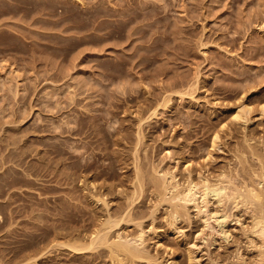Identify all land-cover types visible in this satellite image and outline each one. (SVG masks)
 Returning <instances> with one entry per match:
<instances>
[{
	"label": "rangeland",
	"instance_id": "1",
	"mask_svg": "<svg viewBox=\"0 0 264 264\" xmlns=\"http://www.w3.org/2000/svg\"><path fill=\"white\" fill-rule=\"evenodd\" d=\"M129 1H133L134 3L133 2L131 3L135 4L134 6H136V8L138 7L137 8L138 10L141 9L143 6H144L143 8H145L146 6L149 7L148 4H151V3L152 4L155 3L156 4V5L154 4L155 7L158 5V8H153L155 9V11H154V14H151V16L143 15L144 13L141 10L142 15L138 16L136 20H134L133 24L131 23L132 25L130 24L128 26L129 28H133V26L136 27L138 24L137 27H142L148 23L156 25L154 28L149 29V31L145 30L147 32L142 31L144 32L143 36L140 35L141 36L140 38L142 39L145 38L141 40L142 44L144 43L143 44L144 46H146L145 44L149 46V48L146 47L145 50L148 51L147 49H150L149 51L154 52V55L156 56L155 58L154 56H152L153 58L150 57L149 55L152 52L148 51L150 54L148 53L147 56L149 57L151 62H150V65L147 67V69L142 73L138 72L139 69L138 70L136 69L135 71H133L134 72L133 73L130 70L131 69L130 65H128V68H127L125 67L126 65L122 66L120 64L121 63L120 57L124 55V52L125 54L126 52L129 53V49H127L126 48L127 46L125 45L126 44L125 37H123L124 36L123 34H122V37H119L118 35L116 36L118 40H116L117 38L115 36H113L114 40L110 38L108 40L109 42L104 41L105 39H102V38H108L107 35H110L111 33H115L117 29V25L121 21H125L126 18L124 17L119 18V16L117 17L116 16H111V17L106 16L105 14L103 15V13L102 14H100L99 12L96 13L97 12L96 10H100L101 9L100 6L102 5L105 7H108L107 10L105 11H109L110 8H111L110 11H112L113 8L116 10H119V9L127 10L128 8L127 6H124V7L117 6L120 0H82V1L81 0H0V109H1L0 117L3 116L2 114L4 112L9 114L17 110L18 111L17 113L20 115H19V118H15V119H17V121H20V120L24 121V118H27L25 116L28 113L27 116L30 119L27 118L28 120L25 119V121H27L28 123L30 122V124H27L26 125L27 127L24 126L23 128L21 126L23 124V121H22V124L19 122H17L18 124H16L14 123L16 122V120L13 118L14 122H12V116L9 115L8 117L6 113H5L6 115L4 114L6 119L5 120L3 118L1 119H3V122H5L6 125H8L6 126V131L8 129L7 134L9 130H12V129L13 131L14 130L18 131V132L16 131L17 135L22 134V136L18 135L16 137L15 136L16 134L14 135L15 132H13L15 140L22 139L21 142H19L17 145L22 144L23 146L25 145L24 147L25 149H27L28 147L29 150L35 151L33 153L31 152V154L30 152L29 153L27 152L28 153L27 156H24L19 159H15L16 157H12V158L10 157L12 159V162L10 158H7L6 159L7 166L5 165L6 169H3L2 167V162L4 161L1 160V157H2L1 156L0 157V161H1L0 167L2 168H0V175H2L6 171L7 172L16 171L20 173L21 177H26L27 174H30V173L32 174L33 172V176H35L36 178H33L32 176V180L34 181L36 180L37 182V183L35 182V185L33 186L34 188L31 187V185H25L22 183L21 184L20 183H10L9 185L6 184V190H8L6 191V194H8V192L14 193V196L12 198L15 201L13 200L8 201V198H9L8 195H6L7 197L5 196L6 200H5V197L3 198V196H0V211H1L0 212V219H1L0 220L1 221L0 222V259H1L0 264L2 263L3 264H17V263L26 264L30 260V258H31L30 263L37 261L39 264H73V262L76 263V261L72 260L71 258L73 255H75V253L72 252L73 255H71L72 254L71 251L65 250L67 248L65 247L61 248V247L55 246L58 243L57 241H64V239L67 241V239L64 237L57 236L59 238L58 239L54 236L59 235L61 233L55 234L52 232L54 226H56V228L59 227V229L57 228L58 230H61L62 228L66 230L68 229L69 230H76V229L80 230L84 228L86 230H90L87 228H89V225H91V222L94 221L91 219V217L94 218V215H95L92 212L94 211L97 212L96 210H98L97 208L95 209L94 206H93L94 208L91 209L92 205L86 204L87 201L82 199L83 195H82V189L80 188V184H75L76 186H73L72 184L68 185V182L65 183L64 182L65 179L63 181L62 179L63 176L60 175L63 173L67 174V173L72 172L69 166L71 163L69 153H72L70 152L72 150L76 152V148H77L76 146L80 148V144L83 142L82 141L83 137L82 138L80 136L76 137L77 139L76 140L74 139L73 136H70L69 133L67 132V130L71 128V125H68V124L72 120H74V116L76 118L80 116L78 118L80 121L78 120V122L81 125V129L82 130L85 129V132L88 131L92 133V129L95 126V124L101 125L100 128L103 132V133H100L101 132L100 131L99 132L100 134L98 133L99 138L97 136L94 137L95 139L92 138L93 146L91 145L92 148L89 149V152L85 153L84 150H82L83 151L82 152L78 149V152L76 154V156L78 157L76 158V161L85 162L86 161L85 159H88V158L91 159L92 161L95 160L96 164L94 165L95 167L93 166V169H92V171L93 170L94 171L89 173L90 175L91 174L93 175L99 172L101 173V170L108 169L110 165L114 164L112 171H109L110 173L112 172L115 173L114 178H109L111 180H107L108 179L106 178L107 176L103 175L102 177H99V179H97V181L95 182H98L99 184V182L101 181L99 184L101 185L104 179V181H106L107 184H121L118 182L122 180L124 183L123 185L124 187L125 185L130 184L127 181V178H130L131 175L134 173L133 172L134 170L132 171V169H130L132 168L131 156L133 153L132 151L134 147L133 144L137 140L136 139L137 132L133 133L132 131L137 130L136 128L137 126L135 125L136 124L138 125L137 123L138 120L135 119V117H134V120H130V118H133V116H135L137 113V110L133 109V107L136 106V104L134 103H136L137 101V99L135 101L134 98H139L141 102L142 100L141 98L145 97L143 95H146L145 93L147 91L143 87L145 86V84L143 85V83L148 84L150 81H154V79L157 80L156 78H154L153 80H152L153 77L151 78L155 70L159 71V73L161 71L160 73L161 75H159L160 77L158 76L159 81L157 80L156 82L155 81L152 82L153 85L150 84L151 82L148 84V86L150 85L151 87L149 88L153 90V93H151L152 91L148 90V87L146 86L147 90L150 91L149 92L150 94H153L152 97H155L157 94L161 95L160 93H162V91H160V89L162 87L171 85L170 87L171 89L169 92L173 91L171 93H173L174 95H172L171 97L173 99L175 106L171 104V106L173 107L169 111L164 110L163 108L159 107L158 108L159 111L157 109L156 114L153 115L152 117V114H153L152 112L154 111V110L152 111V109L154 107L152 108L150 106L151 104H148V103L145 104L147 106L144 105L145 107H143L142 106L143 103L141 104L139 101H137L138 106L140 107L142 106L141 107L142 109L140 108V110H138V113L141 112V114L140 115L137 114V117L139 116L145 117L146 119H148L149 117H152V118H149L150 120L148 119L147 121L145 122L143 121L142 123L143 129H145L143 132L145 136L144 142H143L144 146H141V145L138 146L139 149L140 148L142 149V150L140 149V151H143L144 153L146 151L145 156L150 161L145 160L147 161L145 162L147 165L145 163L144 164L146 165L148 170H151V171H152V167L156 165V167H160L161 170L165 167L163 170L171 169L172 171H175V173L177 174L181 173L184 167L183 168L181 166L176 167L174 161L172 160L174 156L171 154V152L172 153L175 152V154L181 153L180 150L187 152V153L185 152L184 155L188 156V159L190 158L189 163L192 162L193 164L192 163L191 164L195 165L193 166L194 168L195 167L197 168L198 166L196 165H200L199 163L206 162V160L208 159L209 151H212V150L210 149L211 146L208 145L209 140L206 139L208 138L206 137L207 135H204V133L207 132L206 130L208 129L205 120L209 118L207 116L208 114L204 111V109H207L209 106H211L209 108L215 111L217 109H221L222 105L224 106V104L225 106L226 104L228 105V102L230 103V105H233L231 104V101L234 100V103H236L237 100L240 99V97H238L239 98L238 99L237 96H239L238 94L242 93L241 89H243L244 86L248 84L252 85L251 88L253 86L254 87L256 86L257 90H260V91L262 90L263 93H261V95L263 94L262 96L264 100V81H263L264 80V49H263L264 48L263 46L264 45V32L261 33V30L264 31V28L262 29V27H264V0H129ZM158 1L160 2L158 3ZM96 6H99L100 9H98ZM105 7L103 9H106ZM151 7H153V5L150 6L149 8ZM163 27L166 29H163ZM174 27L176 28L179 27L180 29H176ZM182 27H184L185 29H183ZM204 27L207 28L205 31L203 30ZM126 32H127V29L126 31L123 30L124 34ZM144 35H146V37ZM161 35L163 39L161 38ZM101 39L103 40V42ZM156 40L157 41L160 40V42H157ZM114 41L117 43H115ZM152 41L155 42L156 45ZM199 41L204 42L205 43L204 46H206L207 48L201 47L202 43H198ZM174 42H176V44ZM122 44L126 48L125 50H128V51L122 50L123 48L121 47ZM151 44L153 45L152 50L150 46ZM105 45H107L108 47ZM112 45L118 46L116 47L117 49L114 46L115 50L114 49L112 50L111 48L113 47ZM217 45L220 46L221 48L218 47ZM260 45H262L261 49H259V47H261ZM127 69H129L130 71ZM104 73L109 74L110 78L105 79V77L103 76L105 75ZM137 73H139L140 75L139 74L137 75ZM144 73L145 75L147 74L149 77L145 76L144 80L139 79L141 75ZM135 75L137 77L134 78L133 76ZM174 77H176L178 80L177 81L176 79L174 80ZM123 78L125 79L127 78V81L125 79L120 80ZM136 78H138V80L140 81H138ZM196 79L198 80V83L199 82L200 83L198 84L199 91L197 89L195 90L196 94L194 92V89L192 88L193 93L195 94L194 95L195 98L193 95H192L193 98L192 97L190 98V96L187 97V95H184V97L181 98L182 96L181 97L179 96L181 94H178V95L176 94L178 90H180L181 92L184 91V94L187 90V93H189L188 91L189 90L191 91L192 89L188 90L185 87L188 88L189 87L188 85L192 83L193 80H194L193 82H197ZM241 80L243 83L245 82L244 83L245 85L242 84ZM122 81L126 83L120 87V85L123 83ZM142 81H145V82L141 84L140 82ZM246 81H249L250 83L247 82L246 84ZM127 82L131 83L133 87L137 86L139 88H133ZM240 82L242 85L240 84ZM252 82L253 83L255 82V83L252 84ZM110 83L113 85H111ZM133 83H136V85ZM91 84H94V85H91ZM138 84H141V85L139 86ZM172 84L176 86L172 88ZM191 85H193V83L190 84V87ZM203 85L205 86V89L208 88L210 92L202 90L203 88L201 87H204ZM124 87L126 88L125 90H127L128 92L124 91V94L126 95L121 97L123 94H118V93L123 92ZM130 87L132 88L130 89ZM224 87L228 90L230 89L232 91V94H231V91L230 93L229 91H225L226 89ZM249 87L250 86H246L245 89ZM118 88L120 90L122 89L123 90L120 91ZM215 88L216 89L218 88L219 90H216ZM154 89L156 90L154 91ZM118 90L119 92H117ZM106 91H109L110 93ZM131 91H133L134 93H132ZM180 91L178 93H180ZM14 92L16 94H13ZM69 92H71L72 94H74L75 92L77 96L81 95V96L76 97V100L80 104L81 102H83L82 106L78 104L80 106L77 107L76 104L72 106L71 104H69V103H72L69 101V98L71 95V93ZM129 92H131V94ZM202 92L203 93L207 92V93L203 94ZM226 92L228 93V95ZM99 94H101V96ZM110 94H112V96ZM127 94H130L128 96L132 100L134 99V101L132 102L133 105H131V107L133 109L132 111H134L135 114L132 115V117H130L131 115H128L127 117L126 115L123 114V110L126 109L124 108L126 104L124 103V107H122L123 103L121 102H123V100L121 99H124V97H126ZM222 94H224V96ZM82 95L84 97H82ZM96 95H99L98 97H100L101 99L98 98ZM107 95H110L113 98L111 97L107 98ZM52 96H54V98ZM202 96L204 98H200ZM214 96H215V99L217 98L218 104L219 103L221 104V107H218L220 104L216 107L212 106L210 103H209L210 105H208L207 101L212 102V99L214 98ZM228 96H230L229 100H231L232 98H236V101L235 99H232L231 101L225 102L224 101L226 99L225 97H228ZM206 97H207L206 99L207 101H205ZM208 97H209V100H208ZM223 97H224V100H223ZM58 98L61 100H59ZM16 99H18V101H16ZM103 99H105L106 101L105 100L103 101ZM109 99H112V100L108 101ZM202 99H204V101ZM96 100H100V101H96ZM220 100L223 102V104ZM226 100H228V98ZM97 102L98 103L100 102V103L96 104ZM109 102H111L110 103L111 105H109ZM196 102H199V104L201 103L200 106L202 105H205V106L201 108L199 107L194 108V104ZM213 102L214 104L217 103L214 101V99H213ZM55 104L56 106H53ZM54 107L55 108L59 107L58 109L60 110L55 109ZM81 107L83 108L81 109ZM94 109L95 110L98 109L99 112L94 111ZM91 110L93 111V113ZM48 111H51V112H48ZM85 112L86 113L89 112L91 113V115L90 114L88 115V113L86 114ZM232 112L233 111H230L229 113L228 111L230 115L232 114ZM106 113L108 114L109 117L107 116ZM148 113L150 114V116ZM186 114H189V115L187 116ZM229 114L226 115L225 120L227 118V121H225L224 123H227V124L230 123L229 126L231 125L232 128L233 127L235 128V125L231 124V119H230L231 117L229 119L227 117V116H230ZM104 115H106L105 118H104ZM113 115L115 116L113 117ZM253 115L252 117H254V119L256 120L253 119L254 124L250 123L249 130L253 128L251 129V131L254 133L257 132L255 133L257 138H259L260 136L264 137V132L263 134L261 132V130L264 131V120L259 119V117L258 119L256 118L258 116L257 112L254 113ZM30 116L31 117L33 116V117L31 118ZM70 116H73V118ZM101 116H103V118ZM125 116H126V119L124 118ZM199 116H201V118H199ZM96 117H98L97 120H96ZM121 117H123V119ZM82 118H86V119L83 120ZM8 120L9 122L11 121L12 123L11 122L9 123ZM113 121L117 123H114ZM124 121L126 123H124ZM60 124L61 126H59ZM90 124H92L93 127L90 126ZM191 124H193L194 128L192 127ZM63 125L65 127H63ZM72 125H73V122H72ZM16 126L20 128L18 127L16 129L13 128ZM126 126H129V127H126ZM119 127H121L120 130H119ZM21 128H22V131H20ZM125 128H126V131H124ZM37 129H39L38 131L39 132L41 131L43 135L41 132H40L41 134H38V133L32 134L33 130H37ZM105 129L110 131L109 135L113 134L114 136L116 135H118L119 137L121 136L120 138L122 137L128 138L130 140V144L132 143V145H129V143L127 144L124 142V146L126 144V147H121L123 145L122 144L123 142H122L121 143L122 145H120L118 148L117 146L116 147L111 146L112 148L104 149L102 145L101 147H99L100 146L99 140H102L101 138H103L104 133H108V131H106ZM117 129L118 131H115ZM27 130H30L29 134L27 133ZM42 130L43 131L46 130L45 132L49 134L43 132ZM51 130L53 131V133ZM66 132L68 134H66ZM115 132H118V134ZM190 132L192 133L190 134ZM125 133H127L128 135ZM0 134H1L0 136H2V133ZM188 135H190L189 139L187 137ZM33 136L35 137L34 139L31 138ZM203 136H205L206 138ZM117 137H115V139ZM79 138L81 139V141ZM29 139H32L31 142H29ZM203 139L206 140L208 143L205 144L206 141H204ZM237 140L240 141L239 137L236 140H233V142L230 141L231 142L230 144L233 146V143H235V141ZM18 141L19 140H17V142ZM89 141H91V139H89ZM186 141L190 142L191 146H189L190 143H187ZM22 142H25V143H22ZM6 143H2L1 145H3L4 147ZM60 143H62L63 150L66 152H63L64 154L58 156L52 153L51 146L61 145ZM34 144L38 146L34 147ZM72 146L74 148H72ZM192 147L193 148L195 147L194 150H197V152L191 153L193 151L191 150L190 152L188 148L191 149ZM6 148L9 149L10 147L9 148L6 147ZM12 148L13 147H11V149ZM113 148L116 150L118 149V152L123 150V153L121 152L120 153L121 154L125 153L126 155L124 156L128 157L127 162H126V164L128 163L127 165L126 164L122 165L116 162L115 160L116 155H114L115 154L114 151L116 150L113 151ZM122 148H125V152H124V149ZM28 149L26 151H29ZM226 149L223 148V149H217L216 152H214L215 150L213 151V154H211L212 162H215L213 161L214 157H215V160H217V163L215 162L213 163V165L215 164L221 165L222 163L224 164L225 162L227 163V165L230 162L232 165L235 164L234 162H236V160L234 159V154H232L231 147L228 150ZM1 150L2 149L0 148V151ZM13 150H17V149L13 148ZM18 151L20 150H17L16 152L13 151V153L17 154ZM168 151H170V153H168ZM3 152L4 151H2V153L0 152V155H2ZM80 152H82L83 154ZM7 153H9V150H6V153H5L6 157L8 156ZM34 153H36V157ZM187 154H193V155L191 156ZM82 157H85L84 160ZM169 157L171 158L169 159ZM200 160L202 161L205 160V161L202 162ZM53 161L54 163L57 161L58 162L55 164L54 163L52 164L51 162ZM60 162L61 163L63 162V164L61 165ZM43 163L44 164L46 163V164L42 169L40 168V165ZM49 164L51 165V167L49 166ZM48 167H50L51 169ZM96 168H98V170ZM26 171H30V173L26 174L25 173ZM37 171H38V174H36ZM54 175H57V176H54ZM126 181L127 183H125ZM38 182H40L41 184H39ZM1 183L2 181L0 179V184ZM123 187H121L120 189L121 190L124 189ZM20 188H22V190ZM74 189L76 190V192L78 190V192L75 193ZM125 190H128V186L127 188H125ZM146 195L147 194L145 193L144 197ZM75 196L79 200L78 199L74 200L73 198ZM144 197L142 196L141 199H139L138 204H140L141 202L143 203V201H144V204L146 203V200H144L145 199ZM4 201H6L7 204L10 202L11 205L7 206L6 204L5 206ZM148 202L149 201L147 200V205L150 204V206H152V203H148ZM74 204L80 207V209L78 210H80L83 214L81 212H78V210H73ZM141 205L143 204H140V207ZM148 206L145 208L143 205V207L145 208L144 211L149 210ZM137 210H139V208H137L136 211ZM72 211H74L73 216H71L70 214ZM29 213H30V216H29ZM84 213L87 214L85 218L83 216ZM39 215L40 216L42 215V216L40 217ZM72 217H75V218H72ZM39 219L41 220L39 221ZM87 219L88 221H86ZM36 224H39V225H36ZM92 228L93 226H91V231H92ZM46 230L49 234L45 232ZM34 237L37 239L35 240ZM55 238L58 240L56 242L55 241L51 242ZM175 238L176 237H173V236L161 238V244L162 243L164 244L165 242L164 244L165 246L161 248L160 244L158 245V241L160 239H157V236L155 235L152 236V234L149 236L148 238L149 243L147 241L145 247L148 248L147 251L149 250V253L151 252L150 256H152L153 258L158 257L157 258L158 263L153 262L151 264H170V261H169L170 256H166V255L167 254L171 255L172 253L171 249L173 248L176 250L177 248V250H180L181 248H184L183 246H181V244H179L176 241ZM46 241L49 242V244L51 243L50 245L54 244L53 246H55V248L51 246L45 247V246H48V243ZM42 245H44L45 247V251H44V253L46 252L45 256L40 255V253L42 254L43 252V250L41 251V249H43ZM50 247L52 249H50ZM37 250L40 253L37 252ZM179 252L180 253L184 252V249L182 250V252L181 251ZM37 253L39 254L40 257H37L38 256ZM47 254L49 255V257H47L48 256ZM86 254L88 255V253ZM76 255L78 254L76 253ZM34 256L37 257V260H35L36 258ZM32 257L35 259L32 260L33 259ZM88 258L90 257L88 256ZM82 260L85 261L86 258L85 259L82 258ZM100 260H103V261L101 262L97 260V262H95L94 264H101V263L110 264L111 263L109 262L110 259L107 256H105V258L103 257V259H100ZM13 261H15V263ZM83 261L82 263L86 262V261L85 262ZM140 263L146 264V262L144 261H141ZM31 264H34V263H31Z\"/></svg>",
	"mask_w": 264,
	"mask_h": 264
},
{
	"label": "bare ground",
	"instance_id": "2",
	"mask_svg": "<svg viewBox=\"0 0 264 264\" xmlns=\"http://www.w3.org/2000/svg\"><path fill=\"white\" fill-rule=\"evenodd\" d=\"M131 2H133V1L120 0V2H118L119 4L117 6H120V7L127 6L128 7L127 10H121V9L116 10V9L113 8L112 11H110V9H111L110 7H109L110 8L109 11H105V10H107L108 7H105L103 5L100 6L97 3L101 7V9H100L99 6H96L98 9H100V10H96L97 11L96 13H98V12L100 14L103 13V15L105 14L106 16H110V17L111 16H116V17L119 16V18L120 17L121 18L122 17L126 18L125 21H121L120 23L118 22L119 24L117 25V29H119V30L116 29V32L114 31L116 34L115 33H111L110 35H107L108 38H102V39H105L104 41H108L110 38H112V40H114L113 39V36L116 37L118 35L119 37H122V34H123L124 35L123 37H125V43H126L125 45L127 46L126 48L129 49V53L126 52V54H125V52H124V55L122 54L123 56L120 57V59H121V63L120 64L122 66H125L126 65L125 67H127V68H128V65H130L131 66L130 67L131 68L130 70L132 72L135 71L136 69L137 70L139 69L138 72H141L142 73L150 65V62L151 61H150L149 57L147 56V54L149 52H152V51H149L150 49H147L149 52L145 50L146 47L149 48V46H147V44H145L146 46H144L143 45L144 43L142 44L141 40H143L145 38L142 39L140 37L143 36V33L144 32H142V31H145V30H148L149 31V29L154 28L156 25L155 24H149L148 23L146 25L143 24L144 26H142V27H137L138 24H137L136 27L133 26V28H129L128 26L131 23L133 24L134 20H136V18L138 16L142 15V13H141L142 11L144 13L143 15H146V16L147 15H150L151 16V14H154L155 9H153V8H158V5L155 7L154 6L155 3L152 4L151 2H149V3H151L153 5V7L149 8L152 5L151 4H148L149 7H147V6L145 8H143L144 6L142 8L140 7L141 9H139L140 10L139 11L137 9L138 7L136 8V6H134L135 5V4H133L134 2L133 3H131ZM159 2L160 1H158V3ZM107 5H108V3H107ZM104 7L106 9H103ZM139 25H141V24H139ZM157 26H159V25H157ZM174 26H176V25H174ZM174 28H176V27H174ZM182 28L185 29L184 27H182ZM204 28H203V30L205 31L207 28H205V29ZM263 28L264 27H262V29ZM126 29H127V32L124 34L123 33V30L126 31ZM163 29H166V28L163 27ZM176 29H180V28L177 27ZM207 31H209V30H207ZM145 32H147V31H145ZM262 32H264V31L261 30V33ZM169 33H171V32H169ZM173 33H175V32H173ZM162 35H161V38L163 39ZM144 36L146 37V35H144ZM112 40H110V41H112ZM116 40H118V38ZM174 41H176V40H174ZM102 42H103V40H102ZM157 42H160V40L157 41ZM110 43H112V42H110ZM115 43H117V42H115ZM153 43L155 44V42H153ZM174 43L176 44V42H174ZM198 43H202V46L201 47L207 48L206 46H204V44H205L204 42H200L199 41ZM123 44L121 46V47H123L122 50L123 51H128V50H125L126 48L123 46ZM107 45H105V46H107ZM262 45H260L261 47H259V49L262 48ZM112 46H113V47H111L112 50L113 49L115 50V48L118 47L116 45H112ZM114 46H115V48H114ZM150 46H151V50H152V46L153 45L151 44ZM102 47H104V46H102ZM107 47H105V48H107ZM218 47H220V46H218ZM123 51H121V52H123ZM112 56H114V55H112ZM149 56L150 57L154 56V58L156 57L154 55V52H152ZM163 64H165V63H163ZM162 67H164V66H162ZM127 70H129V69H127ZM172 70H174V69H172ZM160 73H161V71H160ZM160 73H159V71L155 70V72L151 76V78L153 77L152 80L154 78H156L159 81V77H160L159 75H161ZM138 74L139 73H137V75ZM163 74H165V73H163ZM103 76L105 77V79L110 78L109 74H105ZM145 76H148V75L147 74L145 75V73H144V74L141 75V77L139 76L140 77L139 79L144 80ZM133 77L135 78L137 76L135 75ZM127 78L126 79L123 78V79H120V80H124L125 79L127 81ZM136 79L138 80V78H136ZM175 79H176V81L178 80L176 77H174V80ZM184 79H186V78H184ZM157 80L154 79L155 82ZM198 80H197V82H193L194 81L193 80L192 81L193 85H191V87H190V84H192V83H190V84L188 83L189 84L188 86L190 88L189 87L188 88L185 87V88L188 89V90L193 88L194 89V92L196 94V91L195 90L196 89L197 90L199 89L198 88V84L200 83V82L198 83ZM232 80H233V78H232ZM258 80H257V82H258ZM138 81H140V80H138ZM154 81H150L151 83L150 82L149 83L152 84V82H154ZM90 82H91V80H90ZM122 82H123L122 84L120 83L121 84L120 87L123 86V84L126 83V82L124 83V81H122ZM130 82H132V81H130ZM143 82H145V81H142L140 83L142 84ZM241 82H242V80H241ZM241 82H240V84H241ZM247 82L250 83L249 81H246V84H247ZM195 83H197V84H195ZM244 83L242 82V84H244ZM254 83L252 82V84H254ZM128 84H130V86H132L131 83H128ZM133 84L136 85V83H133ZM141 84H138V85L140 86ZM144 84H145V86H143ZM146 84L147 83H143L142 86L147 91V92L145 91L146 92L145 94L147 96L146 95H143L145 97H142L141 98L142 99L141 102H140L139 98H134V99H135V101L137 99V101H139L141 104L143 103V105H142L143 107L147 106V105H145L147 103L148 104H151L150 106L152 108L154 107L152 109V111L154 110L153 112L149 109L153 113L152 114V117H153V115L156 114L157 109L159 107L163 108L164 110H168L169 111L173 106H175L174 105V102H173V99L171 97L172 95H174L173 93H171L173 91L169 92L170 89H171L170 88L171 85L164 86V87L160 86V87H162L160 89V91H162V93H160L161 95H158L157 94L155 97H152L153 94H150L149 92L152 91L151 93H153V90L150 89L151 88L150 85L148 86V84L147 85ZM91 85H94V84H91ZM111 85H113V84H111ZM146 86L148 87V90H150V91L147 90ZM174 86H176V85L172 84V88ZM237 86H238V84H237ZM246 86H250V87L245 89ZM251 86L252 85H250V84L245 85L244 88H243L244 90L241 89V87H240V89L242 90V93L238 94L239 96H237V98L240 97V99L238 98L239 100H237L236 103H234V100L231 101L232 99H235V101H236V98H232L231 100H229V97L230 96H228V97H225L226 99L228 98V100H226V99L224 100V97H223V100L225 102L226 101L227 102L228 101H231V104H233V105H230V103L228 102V105L226 104V106H225V104H224V106L222 105V107H221V104L220 103H219L220 105L218 104V102H217L218 100H217V98L215 99V96L213 98L214 101L217 102L215 104L213 102V99H212V102H210V101H207L206 100L207 97L205 98V101H207L208 105L211 104L212 106H215V107L219 105L218 107H221V109H217L215 111L209 108L211 106L208 107L209 109L208 108L207 109H204L205 107L203 108L204 111L208 114L207 116L209 117V118L207 117L208 119L205 120V122L207 124V127H208V129L206 130L207 132H205V131H204L205 133L203 132L204 135H207L206 137H208V138H206L205 136H203V137H205L207 140H209L208 141L209 142L208 145L211 146L210 149L212 151H209L210 149L208 150L209 151V155H208V159H207L208 161L206 160V162H204L205 160L204 161L200 160V161H202L204 163H199L200 165H196V166H198L197 168L196 167L195 168L193 167L195 165H192L193 164L192 162H191L192 164L189 163L190 162V160H189L190 158L188 159V156H185L184 155V153L186 151L184 152V151H181L180 150L181 153H176V154H175V152L174 153L171 152V154L174 156L172 158V160L174 161L175 166L176 167L181 166L182 168L184 167L183 170H182V172L179 173L180 175L177 174V173H175V171H172L171 169L163 170L165 167L161 170L160 167H156V165H155V166H153L154 168L152 167V171L151 170H148V168L146 167L147 164L145 162H147V161H145V160H148L147 157L145 156L146 155L145 154L146 151L144 150L145 153L143 151H140L141 148L139 149L138 146L139 145L144 146L143 145V142H144V137L145 136H144V133L143 132H144L145 129H143L142 123H143V121L145 122L149 118H152V117H149L148 119H146L145 117H140V116L137 117V114L138 115L141 114V112L138 113V110H140V108L142 106L141 107L138 106L137 101H136V103H134V104H136V106L133 107V109H136L137 110V113H136L135 116H133V118H130V117H132V115L135 114V112L132 111L133 109L131 107V105H133L132 102L134 101V99L132 100L128 96V95L131 94V92L132 93H134V92L133 91L129 92L130 94H127V96L124 97V99H121V100H123V102H121V103H123L122 107H124V103L126 104L125 107H124L126 109L123 110V114L126 115L127 117H128V115H131L129 117L130 120H134V117H135V119L138 120V122L136 120V122L138 123V125L135 123L136 124L135 126H137L136 127L137 130L132 131L133 133L137 132L136 133V135H137V138L136 139L137 140H136L135 143L133 142L134 143L133 144L134 147H133V150H132L133 153H132V156H131L132 168H130V169H132V171L134 170L133 171L134 173L131 175V177L129 176L130 178H127L126 177L127 178V181L131 184V185L129 184L130 187H129V185H125L123 187L124 183H123L122 180H120L118 182V183H121V184H107L106 181H104L103 178L102 179H103V182L104 183L102 182L101 185H99L101 181L99 182V184H98V182H95V181H97V179H99V177H102L103 175L104 176H107L106 177V178H108L107 180H111L109 178H114L115 173L114 172H112V173L109 172V171H112V169L114 167L113 166L114 164L113 165H110L108 167V169L101 170V173L99 172V173H96V174H93V175L91 174L92 175L91 176L89 173H91V172L94 171V170L92 171V169H93V166L96 164L95 163V160L93 159L94 161H92L91 159L88 158V159H85L86 160L85 162L76 161V158L78 157V156H76V154L78 152V149L80 151L84 150L85 153L86 152H89V149H91L92 146H93L92 145V138H94L96 136L98 137L99 136L98 133L100 131H101L100 133H103V132H102V130L100 128L101 125H98V124H95L94 127H93L92 124H90V126L93 127L92 133L91 132H88V131L85 132V129L82 130L81 129V125L78 122V120H79L78 118L80 116L79 117L77 116L78 118H76L73 115L74 116V120H72L70 123L68 122L69 123L68 125H71V128H69L67 130V132L69 133L70 136H73L74 139H76V137H79V136L81 138L83 137V139H82L83 142L80 144V148H78V146H76L77 147L76 148V152L74 150H72V151H70L72 153H69V156H70V159H71V163H70L69 166H70V169H71L72 172L71 173H67V174L63 173V174H60V175L63 176L62 177L63 181L65 179V181H64L65 183L68 182V185L69 184H72L73 186H76L75 184H80V188L82 189V195H83L82 196V199L87 201L86 204L92 205V208L91 209H93L95 207V209L97 208L98 210H96L97 212L94 211L95 213L92 212L95 215H94V218L91 217V219L94 220V221H92L91 222V225H89V228H87V229H90V230H86L85 228H84L85 230L84 229H80V230H77V229L76 230H69L68 229V230H66V229H64L62 227H61L62 228L61 230H58L59 227H57L58 228L57 229L56 226H54L52 232L55 233V234L61 233L59 235H55L54 237H56V238H58V237H64V238L67 239V241L64 238L63 239L66 242H64V241H57L59 238L58 239L55 238L51 242H53V241L56 242L57 241L58 243L55 245L56 247L57 246L58 247H61V248H64L65 247V248H67L65 250H67V251L69 250V251H71V253L72 252L75 253V255H73V253L71 254L69 252L71 255H73L72 257L70 256L72 258V260L76 261V263L73 262V261H71V262H73V264H77V263L78 264H94L95 262H97V260H99V261L102 262L103 260H100V259H103V257L105 258V256H107L110 259V261H109V262H111L110 264H141L140 263L141 261L146 262V264H151L153 262H157L158 261L157 260L158 257L157 258H153L152 256H150V253L151 252L149 253V250L147 251L148 248L145 247L146 246V242L148 241V238H149V236L151 234H152V236L153 235L157 236V239H160L158 241V245L160 244V247L161 248L163 246H165L164 245L165 242H164V244L163 243L161 244V238H163V237L166 238V237H169V236L176 237L175 238L176 241L179 244H181V246L184 247V248H181L182 250L184 249V252H182L181 249L180 250H177V248H176V250H175V249H173L171 247L173 249V250L171 249V252H172L171 255L170 254H167L166 255V256H170L169 257L170 264H264V137L260 136L259 138H257V136L255 134L257 132H255V133L252 132L251 129H253V128H251L249 130L250 123H253V121L256 120V119H254V117H252V115L254 113H256V112L258 113V116L256 117L257 119L259 117V119H263L264 120V100H263V96H262L263 94L261 95V93H263V91L262 90L261 91L260 90H257L256 86L255 87L253 86L252 88H251ZM112 87H114V86H112ZM126 87H127V85H126ZM132 87H130V89ZM231 87H232V85H231ZM69 88H71V87H69ZM80 88H82V87H80ZM133 88H139V87L136 86V87H133ZM201 88H203L202 90L209 91L208 88L205 89V86L204 87H201ZM125 89L126 88L124 87V90L122 89L123 92H121V93L119 92L120 89L117 91V92H119L118 94H123L121 97H123V96L126 95V94H124V91H127ZM130 89H128V90H130ZM193 89L191 90L192 92L189 90L188 91L189 93H187V90H186L185 94H184V91L181 92L180 90H178V92L180 91V93L177 92L176 94L177 95L178 94H181V95H179L180 97L182 96L181 98H183L184 95H187V97L190 96V98L191 97L193 98V96L195 95L193 93ZM98 90H100V89H98ZM122 90H120V91H122ZM155 90L156 89H154V91ZM216 90H219V89L217 88ZM223 91H224V89H223ZM223 91H221V92H223ZM225 91H229V93H230L231 90L230 89L229 90L226 89ZM106 92H109V91H106ZM16 93H17V91H16ZM16 93L14 92L13 94H16ZM69 93H71V92H69ZM204 93H207V92H204ZM226 93H224V94H226ZM101 94H99V95L101 96ZM224 94H222V95L224 96ZM231 94H232V91H231ZM99 95H96V96L98 97ZM110 95L112 96V94H110ZM110 95H107V98H110L111 97ZM227 95H228V93H227ZM78 96H81V95H78ZM78 96H77V94L75 92H74V94L71 93L70 98H69V101L72 102V103H69V102L68 103L71 104V106L74 105V104H76L77 107H79L80 105L82 106V103L83 102H81V104H80L76 100V97H78ZM52 97L54 98V96H52ZM82 97H84V96L82 95ZM97 97H95V98H97ZM105 97H106V95H105ZM210 97H212V96H210ZM98 98H100V97H98ZM107 98H105V99H107ZM111 98H113V97H111ZM194 98H195V96H194ZM200 98H204V97L202 96ZM66 99H68V98H66ZM105 99H103V101ZM59 100H61V99H59ZM110 100H112V99H109L108 101H110ZM198 100H199V98H198ZM202 100L204 101V99H202ZM208 100H209V97H208ZM16 101H18V99H16ZM96 101H100V100H96ZM25 102H23V103H25ZM99 103L97 102L96 104H99ZM110 103L111 102H109V105H111ZM78 104H80V105H78ZM171 104L173 106H171ZM200 104H199V102H196L194 104V108L195 107L196 108L197 107L201 108V107L205 106V105L200 106ZM222 104H223V102H222ZM53 106H56V104L53 105ZM4 108H6V107H4ZM31 108H33V107H31ZM58 108H55V109H58ZM82 108L83 107H81V109ZM199 108H198V110H199ZM146 109H144V110H146ZM58 110H60V109H58ZM85 111H87V110H85ZM94 111H98V109L97 110L94 109ZM150 111H148V112H150ZM158 111H159V109H158ZM228 111H229V113H230V111H233V112L230 115L228 113ZM17 112H18L17 110L15 112H13V113L11 112L12 114L11 113L7 114L6 112H4L2 114L3 116L0 117V133H2V136H0V148L2 150L0 152L2 153V151H4L3 154L0 155V157L2 156L1 157V160L4 161V162H2L3 169H6L5 165L7 166V164H6V159L7 158L16 157L15 159H19V158H22L24 156H27L29 152H30V154H31V152L32 153L35 152L34 150H29L27 146L26 147H27V149L29 151H26L27 149L24 148L25 145L23 146L22 144H20L23 147L20 146V145H17L22 140V139H17V138L16 139L19 140V141L17 142V140H15L14 135L18 132L17 130H16L17 132L15 130L13 131V129L12 130H9V132H10V133L8 132L9 136L7 134L8 129L6 131V126H8V125H6V123L3 122V119L4 120L6 119L5 115L7 114L8 117H9V115L12 116V122H14L13 118L14 119L15 118H19V115H20ZM48 112H51V111H48ZM87 113H88V115L89 114L91 115V113H89V112H87ZM92 113H93V111H92ZM227 114L230 115V116H227V117H228V119L231 117L230 118L231 119V124L232 125L234 124L235 125V128L234 127L232 128L231 125H230L231 126L230 127L229 126V124H230L229 122H228L229 124L224 123L225 121H227V118L225 120V117H226ZM27 115H28V113H27ZM27 115L25 117L29 118ZM186 115L188 116L189 114H186ZM73 116H70V117L73 118ZM105 116L106 115H104V118H105ZM107 116H108V114H107ZM114 116L115 115H113V117ZM126 116L124 117L125 119H126ZM149 116H150V114H149ZM101 117L103 118V116H101ZM170 117H172V116H170ZM1 118H3V119H1ZM20 118H22V117H20ZM27 118H24V121L23 120H20L21 122L20 121H17V119H15L16 122H14V123L18 124L17 122H19V123L22 124V121H23V124L21 125L22 128H23L27 124H30V122L28 123L27 121H25V119H27ZM121 118L123 119V117H121ZM199 118H201V116H199ZM82 119L84 120L86 118H82ZM97 119H98V117H96V120ZM40 120H39V122H40ZM68 120H69V118H68ZM87 121H88V119H87ZM8 122H9V120H8ZM72 122H73V125H72ZM192 122H193V120H192ZM80 123H82V122H80ZM99 123H101V122H99ZM114 123H117V122H114ZM124 123H126V122L124 121ZM65 125H67V124H65ZM191 125L193 127V124H191ZM19 126H20V124H19ZM59 126H61V124ZM114 126H116V125H114ZM17 127L18 126L13 127V128L16 129ZM63 127H65V126L63 125ZM126 127H129V126H126ZM18 128H20V127H18ZM22 128H21L20 131H22ZM39 129L33 130V132L31 131L32 134H36V133L41 134L42 132L40 131L41 132L40 133L38 131ZM65 129H67V128H65ZM113 129H115V128H113ZM120 129H121V127H119V130ZM257 129H258V127H257ZM192 130H194V129H192ZM254 130H255V128H254ZM29 131L30 130H27V133L28 134H29ZM45 131H43V132H45ZM106 131H108V130H106ZM115 131H118V129L115 130ZM124 131H126V128L124 129ZM13 132H15L14 135H13ZM67 132H66V134H68ZM261 132L263 134L264 131L261 130ZM45 133H47V132H45ZM52 133H53V131H52ZM115 133L118 134V132H115ZM185 133H187V132H185ZM191 133L192 132H190V134ZM47 134H49V133H47ZM109 134H110V131H108V133H104L103 138H101L102 140H99V143H100V146L99 147H101V145H102L104 147V149L112 148L111 146H113V147H116L117 146V148H118L122 144L123 145L121 147H126V144L124 146V142L127 143V144L129 143V145H132V143L130 144V140L128 138H126V137L120 138L121 136L119 137L116 134H115L116 136H114L113 134L112 135H109ZM125 134H127V133H125ZM130 134H132V133H130ZM188 134H189V132H188ZM258 134H260V133H258ZM18 135L19 136H22V134L21 135L18 134ZM18 135L16 134L15 136L17 137ZM42 135H43V133H42ZM132 135H134V134H132ZM34 136L31 137V138L34 139L35 138ZM115 137H117V138L115 139ZM187 137L189 139L190 138V135H188ZM238 137H239V140L240 141H238V140L235 141V143H233V146H232L230 144L231 143L230 141L233 142V140H236ZM19 138H21V137H19ZM89 139H91V141H89ZM31 140L32 139H29V142H31ZM56 140H57V138H56ZM80 141H81V139H80ZM204 141H206V140H204ZM32 142H34V141H32ZM208 142L206 141L205 144H207ZM2 143H6L7 146L6 145L5 146L8 147V148L10 147V148L7 149L5 146L3 147V145H1ZM22 143H25V142H22ZM165 143H166V141H165ZM172 143H173V141H172ZM187 143H190V142H187ZM210 143H211V145H210ZM55 144H57V143H55ZM60 144L61 145H52L51 146L52 153H54V154H56L58 156L64 154L63 152H66V151L63 150L62 143H60ZM28 145H30V144H28ZM173 145H175V144H173ZM14 146H16V147H14ZM35 146H38V145H35L34 144V147ZM189 146H191V143H190ZM11 147L16 148L17 150H20V151H18L17 154H14L13 151L16 152L17 150H13V148L11 149ZM30 147H32V146H30ZM221 147H223L225 149L227 148L226 150L230 149V147H231L232 154H234V159L236 160V162H234L235 164L233 163L234 165H232L231 162L228 163V165H227L226 162L224 164L222 163L221 165L219 163H218L219 165H217V164L213 165V163H215V162L217 163V160H215V157H214V160L213 161H215V162H212L211 154H213V151L214 150H215L214 152H216L217 149H223ZM72 148H74V147L72 146ZM168 148H169V146H168ZM194 148L192 147L191 149L190 148H188V149L190 150V152H191V150L193 151L191 153H195V152H197V150H194ZM122 149H124V152H125V148H122ZM181 149H183V148H181ZM199 149H201V148H199ZM207 149H208V147H207ZM6 150H9V153H7V155H8L7 157H6V154H5L6 153ZM114 150H116V149L113 148V151ZM146 150H148V149H146ZM98 151H99V149H98ZM107 151H109V150H107ZM203 151H205V150H203ZM40 152H41V150H40ZM82 152H80V153H82ZM114 152H115L114 155H116L115 156L116 159L114 158L116 160V162H118V163H120L122 165H125L126 162H127V158L128 157L127 156L126 157L124 156V155H126L125 153L124 154H121V153H123V150L118 152V149H117ZM222 152H223V150H222ZM224 152H225V150H224ZM36 153H34L35 154V157H36ZM168 153H170V151H168ZM102 154H103V152H102ZM187 155H191L192 156L193 154H187ZM79 158H81V157H79ZM82 158L84 160L85 157H82ZM170 158L171 157H169V159ZM48 159H50V158H48ZM40 160H42V159H40ZM13 161H15V160H13ZM148 161H150V160H148ZM11 162H12V159H11ZM57 162H55V163H57ZM7 163H9V162H7ZM51 163L53 164L54 161L51 162ZM45 164L44 163L41 164L40 165V168L43 169V167L45 166ZM62 164H63V162L61 163V165ZM0 165H1V163H0ZM49 166L51 167L50 164H49ZM2 167H0V168H2ZM50 167H48V168H50ZM127 167H129V166H127ZM62 168H64V167H62ZM96 169L98 170V168H96ZM27 170H29V169H27ZM8 171H10V170H8ZM25 173L26 174L27 173H30V171H26ZM36 174H38V171H37ZM32 176H33V172H32V174L31 173L30 174H27L26 177H21L20 176V173H18L16 171H12V172H7L6 171V172H4L2 175H0V179L2 181V183L0 184V196H3V198H4L6 195H8V197H9L8 198V201L13 200L12 197L14 196V193H9L8 192V194H6V191H8V190H6V184L9 185L10 183H20V184L22 183V184H25V185H31V187H33L35 185L36 180L35 181L32 180ZM54 176H57V175H54ZM29 178H31V179H29ZM33 178H36V177L33 176ZM123 180H124V178H123ZM127 181L125 183H127ZM112 182H114V181H112ZM38 183L41 184L40 182H38ZM127 186H128V190L129 191L128 190H125V188H127ZM12 187H14V186H12ZM121 187H123L124 189L121 190L120 189ZM20 189L22 190V188H20ZM75 189H76V187H75ZM77 192H78V190H77ZM77 192L75 190V193H77ZM145 193L147 195L144 197V194ZM142 196L145 198L144 200H146V203H145L146 205H147V200L149 201L148 203H152V206H150V204H148L149 206L147 205L149 207V210L148 211H144V209L147 207L144 204V201H143V203L141 202L140 204H143L144 207L146 206L145 208L143 207V205H141V207H140V204H138V201H139V199H141ZM6 197H5V200H6ZM69 198H71V197H69ZM73 199L75 200V199H78V198L75 196ZM78 200H76V201H78ZM13 201H15V200H13ZM4 202H5V206H6L7 203H6V201H4ZM1 204H3V203H1ZM10 205L11 204L9 202L7 204V206H10ZM96 206H98V207H96ZM34 207H36V206H34ZM137 208H139V210L136 211ZM78 209H80V207L74 204L73 205V210H78ZM4 210H5V208H4ZM78 212H81V211L78 210ZM30 213H32V212H30ZM30 213H29V216H30ZM70 214H71V216H73L74 215V211H72ZM86 215L87 214L84 213V215H83L84 218H85ZM36 216H35V218H36ZM72 218H75V217H72ZM40 220L41 219H39V221ZM2 221H4V220H2ZM86 221H88V219ZM36 225H39V224H36ZM91 226H93L92 231H91ZM238 227H239V229H238ZM2 230H4V229H2ZM45 232H47V230ZM47 234H49V233L47 232ZM167 235H169V236H167ZM180 238H182V239H180ZM36 239L37 238H35V240ZM47 243H48V246H45V247L51 246V247H54L55 248V246H53L54 244L50 245L51 243L50 244H49V242H47ZM148 243H149V241H148ZM44 245H42L43 246L42 247L43 249H41V251L43 250L42 254L38 251L39 249L37 250V252H39L40 255H44L45 256L46 255L45 254L46 252L44 253V251H45ZM51 247H50V249H52ZM179 251H181L182 253H180ZM76 253L78 255H76ZM86 253H88V255ZM168 253H170V252H168ZM88 256L90 258H88ZM37 257H40L39 254H38ZM37 257H35L36 259L32 257L33 258L32 260H34V259L37 260ZM47 257H49V255ZM82 258H84V259L86 258V260H85L86 262L83 261ZM22 259H24V258H22ZM80 260H82L85 263H82V261H80ZM30 261H31V258H30V260L26 264H31V263L39 264L37 261L36 262H31V263H30ZM99 261H98V263H99ZM13 262L15 263V261H13ZM16 262H18V261H16ZM17 264H19V263H17ZM105 264H109V263H105Z\"/></svg>",
	"mask_w": 264,
	"mask_h": 264
}]
</instances>
